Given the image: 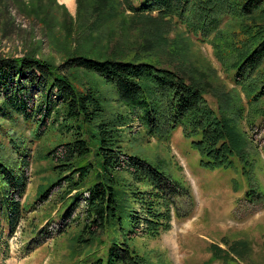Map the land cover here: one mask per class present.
Returning <instances> with one entry per match:
<instances>
[{
    "label": "rangeland",
    "instance_id": "rangeland-1",
    "mask_svg": "<svg viewBox=\"0 0 264 264\" xmlns=\"http://www.w3.org/2000/svg\"><path fill=\"white\" fill-rule=\"evenodd\" d=\"M118 1L110 0L116 12L98 17L92 13L94 0H79V8L75 0L74 9L60 0H0V55L35 53L56 65L70 53L101 60L146 62L176 70L201 86L207 83L204 97L217 115L223 114L221 102L229 125L237 132L245 131L254 141L249 147V162L234 156L230 167H205L193 145L198 138L185 137L181 127L170 140H158L149 136L139 120L123 126L122 150L156 166L185 193L169 196L173 201L170 210L163 199L156 219L162 224L158 233L149 235L148 206L157 198H148L155 193L152 187L137 184L135 187L146 193L144 201L137 197L134 202L140 223L131 237L127 233L125 236L146 264H264V116L252 118L248 113L249 103L235 80V71L216 53L214 34L203 40L178 15L167 20V25L166 20H155L157 12L134 17L129 4L121 1L119 6ZM131 2L136 8L144 4L143 0ZM233 26L234 19L224 16L221 29L228 33ZM147 28L154 32L153 46L145 40L147 30L142 33ZM231 60L226 61L230 64ZM73 73L71 78L78 87L83 89L90 82L103 96L104 119L131 114L119 100L116 86L103 76L86 69ZM7 126L26 137L31 160L20 224L11 233L7 222H2V240L8 247L0 244V264H95L97 258H106L112 238H125L118 224L95 225L98 236L91 244L75 240L84 225L92 221L83 197L71 206L75 195H84L85 189L66 192L68 184L63 180L46 196H40L58 178L53 172L54 162L41 155L67 142L71 134L61 133L56 124L38 140L32 134L34 124L19 120ZM124 227L129 232V224ZM38 242L42 244L35 247Z\"/></svg>",
    "mask_w": 264,
    "mask_h": 264
},
{
    "label": "trees",
    "instance_id": "trees-1",
    "mask_svg": "<svg viewBox=\"0 0 264 264\" xmlns=\"http://www.w3.org/2000/svg\"><path fill=\"white\" fill-rule=\"evenodd\" d=\"M121 1L129 4L134 17L157 12L155 20H166L167 25V20L178 15L203 40L214 34L216 53L235 71V80L249 103L248 113L252 118L264 116V0H143L139 8L132 5V0ZM110 5V0H94L92 13L98 17L104 13L111 15L117 10ZM224 16L235 21L228 33L221 29ZM146 30L145 40L149 39L148 45L153 46L154 32L147 28L142 33ZM81 69L93 70L114 84L119 100L129 107L131 114L119 113L112 119H104L103 96L90 82L81 89L71 78L74 71ZM203 86L188 81L176 70L146 62L101 60L70 53L62 64L56 65L35 53L21 57L0 55V244L8 247L2 240L3 220L12 233L22 219V199L27 191L31 160L28 140L7 123L22 120L34 124L32 134L38 140L58 124L61 133H70L71 139L41 155L42 159L54 162L52 168L58 178L40 196H46L54 184L63 180L68 184L66 192L85 189L89 196L77 193L71 203L72 206L83 197L88 219L92 216L90 224L86 223L76 236L77 243L88 245L95 241L98 236L95 225L118 224L125 238L123 241L112 238L106 258H97L95 264H146V259L130 246L125 236L127 233L131 237L139 227L134 202L137 197L144 201L146 196L135 186L142 184L155 190L148 196L150 200L157 198L148 206L149 235L158 233L162 224L157 220L163 199L170 210L169 196L185 193L156 166L122 150L123 126L139 120L149 136L158 140H170L181 127L185 137L198 138L193 145L205 167H230L234 156L249 162V147L254 141L245 131L237 132L229 125L220 100L223 114L217 115L204 97ZM237 111L242 112L241 106ZM60 147L63 149L58 152ZM125 223L129 224V232Z\"/></svg>",
    "mask_w": 264,
    "mask_h": 264
},
{
    "label": "bare ground",
    "instance_id": "bare-ground-1",
    "mask_svg": "<svg viewBox=\"0 0 264 264\" xmlns=\"http://www.w3.org/2000/svg\"><path fill=\"white\" fill-rule=\"evenodd\" d=\"M62 3H65L70 9H74L75 0H60Z\"/></svg>",
    "mask_w": 264,
    "mask_h": 264
},
{
    "label": "built area",
    "instance_id": "built-area-1",
    "mask_svg": "<svg viewBox=\"0 0 264 264\" xmlns=\"http://www.w3.org/2000/svg\"><path fill=\"white\" fill-rule=\"evenodd\" d=\"M86 193H88V194H86ZM85 196L88 197L89 196V192H85Z\"/></svg>",
    "mask_w": 264,
    "mask_h": 264
}]
</instances>
